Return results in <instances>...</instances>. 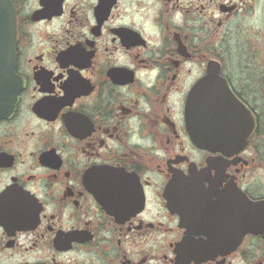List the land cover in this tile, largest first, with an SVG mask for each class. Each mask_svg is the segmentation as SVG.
I'll use <instances>...</instances> for the list:
<instances>
[{
  "label": "flooded vegetation",
  "instance_id": "flooded-vegetation-1",
  "mask_svg": "<svg viewBox=\"0 0 264 264\" xmlns=\"http://www.w3.org/2000/svg\"><path fill=\"white\" fill-rule=\"evenodd\" d=\"M10 1L0 264H264V0ZM210 67L242 107L201 146Z\"/></svg>",
  "mask_w": 264,
  "mask_h": 264
},
{
  "label": "water",
  "instance_id": "water-1",
  "mask_svg": "<svg viewBox=\"0 0 264 264\" xmlns=\"http://www.w3.org/2000/svg\"><path fill=\"white\" fill-rule=\"evenodd\" d=\"M14 36L15 20L11 3L9 0H0V118L11 115L18 100V92L23 87L14 72ZM225 102L232 107H242L231 93L226 80L219 76L218 71L210 70L194 87L187 101V117L192 122L193 138L198 145L208 144L209 116H219L223 112L212 113L211 109L227 105ZM240 110L238 114H241ZM237 128L230 126V133Z\"/></svg>",
  "mask_w": 264,
  "mask_h": 264
},
{
  "label": "rangeland",
  "instance_id": "rangeland-1",
  "mask_svg": "<svg viewBox=\"0 0 264 264\" xmlns=\"http://www.w3.org/2000/svg\"><path fill=\"white\" fill-rule=\"evenodd\" d=\"M244 56L254 58L253 53L252 54L248 53L246 50H244L243 47L238 46V43L235 42L230 48L229 59L231 61H236L240 58H244Z\"/></svg>",
  "mask_w": 264,
  "mask_h": 264
}]
</instances>
